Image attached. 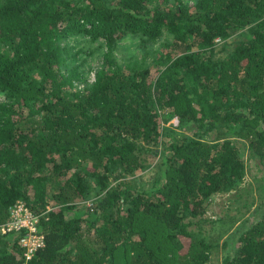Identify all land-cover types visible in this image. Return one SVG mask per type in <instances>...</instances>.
I'll return each mask as SVG.
<instances>
[{
  "label": "trees",
  "instance_id": "obj_1",
  "mask_svg": "<svg viewBox=\"0 0 264 264\" xmlns=\"http://www.w3.org/2000/svg\"><path fill=\"white\" fill-rule=\"evenodd\" d=\"M0 95V264H264V0H0Z\"/></svg>",
  "mask_w": 264,
  "mask_h": 264
},
{
  "label": "rangeland",
  "instance_id": "obj_2",
  "mask_svg": "<svg viewBox=\"0 0 264 264\" xmlns=\"http://www.w3.org/2000/svg\"><path fill=\"white\" fill-rule=\"evenodd\" d=\"M190 2H193V0H190ZM121 42L124 45L125 44H129V45L126 47L125 46L121 47V49L119 50L118 52L119 61L126 60L125 58H123L122 56L123 54L129 57H131L132 54H137L138 57L142 56V51L135 46L134 42L132 44V41L129 37L125 38ZM221 45H222V39L219 38L216 47L217 50L216 56H220V55L222 56L225 53V51L223 50L220 51ZM89 60L94 66L98 64V60L96 58H92L89 56ZM91 77L94 78V71H91ZM0 99L1 100L4 99V96L0 95ZM163 113L167 114L168 111L164 110ZM170 122H177V120L175 117H172L168 123ZM247 162L250 164L251 161L247 160ZM253 167H256L255 171L251 170L252 166L249 167L250 168L249 174L247 175L245 181L241 183L238 187L234 188L229 192L218 193L214 197L206 213L207 216L214 218L217 215L225 214L228 211L234 214H238L246 211L247 209L253 210L256 206L260 204L262 205L260 209H264V198L260 197V193L264 194V190L262 191L261 189L260 191L259 189L262 180H260L259 177H255L253 175V173L256 172L258 176H260L262 175L263 170L258 169L257 165H254ZM148 170L149 171H146L145 173L143 172V174H145V176L149 178L154 173V170L151 171L150 168ZM248 212L249 210L246 212V215L249 214ZM230 246L231 244L224 249V252L221 251L222 253L215 254L210 264H221V257L223 253H226L229 250ZM229 252H232V250H230Z\"/></svg>",
  "mask_w": 264,
  "mask_h": 264
},
{
  "label": "built area",
  "instance_id": "obj_3",
  "mask_svg": "<svg viewBox=\"0 0 264 264\" xmlns=\"http://www.w3.org/2000/svg\"><path fill=\"white\" fill-rule=\"evenodd\" d=\"M40 214L35 213L24 200L18 199L9 208L8 219L0 224V233L11 230H24L21 243L26 247V258H31L35 251L45 244L44 234L38 231ZM27 264V261L24 263Z\"/></svg>",
  "mask_w": 264,
  "mask_h": 264
}]
</instances>
